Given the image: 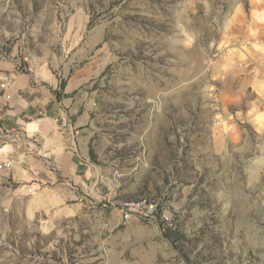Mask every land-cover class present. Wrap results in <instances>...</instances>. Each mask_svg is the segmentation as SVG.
Instances as JSON below:
<instances>
[{
  "label": "rangeland",
  "instance_id": "1",
  "mask_svg": "<svg viewBox=\"0 0 264 264\" xmlns=\"http://www.w3.org/2000/svg\"><path fill=\"white\" fill-rule=\"evenodd\" d=\"M70 86L83 188L30 173L34 90ZM3 156L0 264H264V0H0Z\"/></svg>",
  "mask_w": 264,
  "mask_h": 264
},
{
  "label": "crops",
  "instance_id": "2",
  "mask_svg": "<svg viewBox=\"0 0 264 264\" xmlns=\"http://www.w3.org/2000/svg\"><path fill=\"white\" fill-rule=\"evenodd\" d=\"M74 90L73 86L64 90L65 97L63 100H57L52 94L45 95L46 98H41L43 93L40 90H34L35 108L25 111L28 117H38L35 121L40 129L42 128L43 139L45 144L43 152H46L48 158L45 162L32 155V175L41 176L45 179H55L57 176H64L69 180H73L83 186L84 180L93 176L94 169L87 162V155L89 150V130L88 125V111L81 110V101H77L69 92ZM39 94V95H38ZM26 100V99H25ZM27 101V100H26ZM75 101V102H74ZM19 107L18 114L24 110L22 104L17 101ZM42 115V116H41ZM54 117L67 118L70 121L68 127L62 128L54 121ZM75 156L79 157L76 161ZM39 172V174H38ZM33 176V177H34ZM36 177V176H35ZM83 188V187H82Z\"/></svg>",
  "mask_w": 264,
  "mask_h": 264
},
{
  "label": "built area",
  "instance_id": "3",
  "mask_svg": "<svg viewBox=\"0 0 264 264\" xmlns=\"http://www.w3.org/2000/svg\"><path fill=\"white\" fill-rule=\"evenodd\" d=\"M54 121L62 128L70 125V121L67 118L54 117ZM42 147H45L44 144ZM45 156L46 154L43 153V157ZM11 164L12 162L8 157H0V168L8 169ZM118 208L121 223H131L138 221V219L155 218L158 211V203L153 199L144 197L140 202H128V205L119 204Z\"/></svg>",
  "mask_w": 264,
  "mask_h": 264
},
{
  "label": "bare ground",
  "instance_id": "4",
  "mask_svg": "<svg viewBox=\"0 0 264 264\" xmlns=\"http://www.w3.org/2000/svg\"><path fill=\"white\" fill-rule=\"evenodd\" d=\"M34 126V125H33ZM29 127H31V125L29 126ZM36 127V126H35ZM44 146H45V144H44ZM19 172V171H18ZM19 174V173H18ZM22 175V174H21ZM19 176V175H18ZM141 200H143V199H132V200H128V201H125V202H123V203H121V205H128V202H140ZM138 220H142V219H138Z\"/></svg>",
  "mask_w": 264,
  "mask_h": 264
}]
</instances>
